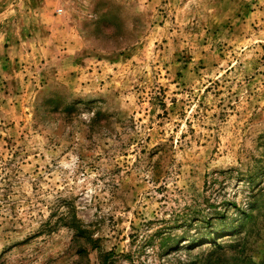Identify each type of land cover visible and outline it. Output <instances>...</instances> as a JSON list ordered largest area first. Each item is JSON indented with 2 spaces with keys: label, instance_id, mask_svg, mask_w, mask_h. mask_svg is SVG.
Wrapping results in <instances>:
<instances>
[{
  "label": "rangeland",
  "instance_id": "374dc122",
  "mask_svg": "<svg viewBox=\"0 0 264 264\" xmlns=\"http://www.w3.org/2000/svg\"><path fill=\"white\" fill-rule=\"evenodd\" d=\"M0 264H264V0H0Z\"/></svg>",
  "mask_w": 264,
  "mask_h": 264
},
{
  "label": "trees",
  "instance_id": "16d2710c",
  "mask_svg": "<svg viewBox=\"0 0 264 264\" xmlns=\"http://www.w3.org/2000/svg\"><path fill=\"white\" fill-rule=\"evenodd\" d=\"M64 217H65V214H64V215L62 214L61 216L58 217V219H59V220H62ZM47 225H48L49 227L51 226V225L49 224V222H47ZM81 231H82L81 229H79V231L77 230V234H78V235L82 234Z\"/></svg>",
  "mask_w": 264,
  "mask_h": 264
}]
</instances>
